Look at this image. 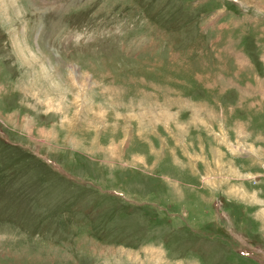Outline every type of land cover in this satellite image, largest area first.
Returning a JSON list of instances; mask_svg holds the SVG:
<instances>
[{
    "label": "rangeland",
    "instance_id": "rangeland-1",
    "mask_svg": "<svg viewBox=\"0 0 264 264\" xmlns=\"http://www.w3.org/2000/svg\"><path fill=\"white\" fill-rule=\"evenodd\" d=\"M241 1L0 0V264H264Z\"/></svg>",
    "mask_w": 264,
    "mask_h": 264
},
{
    "label": "crops",
    "instance_id": "crops-1",
    "mask_svg": "<svg viewBox=\"0 0 264 264\" xmlns=\"http://www.w3.org/2000/svg\"><path fill=\"white\" fill-rule=\"evenodd\" d=\"M228 1H231L230 4L231 6H233L232 8H235L238 12H241L242 14H245V15H252L253 11L249 10L250 8L248 9L247 8L248 5L243 3V1L241 0H228Z\"/></svg>",
    "mask_w": 264,
    "mask_h": 264
},
{
    "label": "bare ground",
    "instance_id": "bare-ground-1",
    "mask_svg": "<svg viewBox=\"0 0 264 264\" xmlns=\"http://www.w3.org/2000/svg\"><path fill=\"white\" fill-rule=\"evenodd\" d=\"M241 191V190H240Z\"/></svg>",
    "mask_w": 264,
    "mask_h": 264
}]
</instances>
